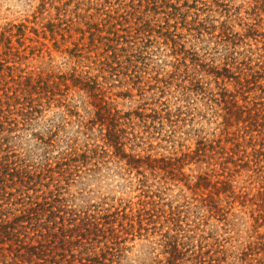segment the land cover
Listing matches in <instances>:
<instances>
[{
	"label": "rangeland",
	"instance_id": "obj_1",
	"mask_svg": "<svg viewBox=\"0 0 264 264\" xmlns=\"http://www.w3.org/2000/svg\"><path fill=\"white\" fill-rule=\"evenodd\" d=\"M0 214V264H264V0H0Z\"/></svg>",
	"mask_w": 264,
	"mask_h": 264
},
{
	"label": "trees",
	"instance_id": "obj_2",
	"mask_svg": "<svg viewBox=\"0 0 264 264\" xmlns=\"http://www.w3.org/2000/svg\"><path fill=\"white\" fill-rule=\"evenodd\" d=\"M102 111V109H100ZM102 121H104V118L102 119ZM114 148L119 150V146L120 143H119V139L118 138H113L112 141H110ZM38 214V213H37ZM4 215L3 214H0V217H3ZM20 217H24V216H20ZM34 217H37V215H34ZM12 229L10 227H7L4 225L3 221H1V225H0V244H3V242L5 241H11L13 239V234H12ZM34 248V247H33ZM38 248L39 250L42 249L43 247L41 245H38ZM34 250H37V249H34ZM45 251H39L36 256H42L44 257L45 255ZM31 255H34V254H31ZM3 264H6V263H3Z\"/></svg>",
	"mask_w": 264,
	"mask_h": 264
}]
</instances>
